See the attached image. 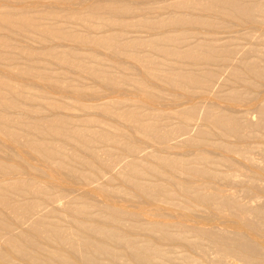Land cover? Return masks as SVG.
<instances>
[{"label": "bare ground", "instance_id": "obj_1", "mask_svg": "<svg viewBox=\"0 0 264 264\" xmlns=\"http://www.w3.org/2000/svg\"><path fill=\"white\" fill-rule=\"evenodd\" d=\"M0 264H264V0H0Z\"/></svg>", "mask_w": 264, "mask_h": 264}, {"label": "rangeland", "instance_id": "obj_2", "mask_svg": "<svg viewBox=\"0 0 264 264\" xmlns=\"http://www.w3.org/2000/svg\"><path fill=\"white\" fill-rule=\"evenodd\" d=\"M70 112H73V111H70Z\"/></svg>", "mask_w": 264, "mask_h": 264}]
</instances>
